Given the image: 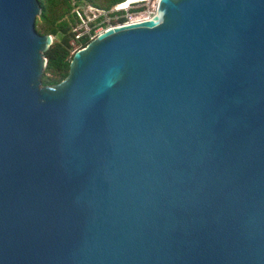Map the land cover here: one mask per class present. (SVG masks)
<instances>
[{"label": "water", "instance_id": "water-1", "mask_svg": "<svg viewBox=\"0 0 264 264\" xmlns=\"http://www.w3.org/2000/svg\"><path fill=\"white\" fill-rule=\"evenodd\" d=\"M39 0H0V264H264V0H159L45 86Z\"/></svg>", "mask_w": 264, "mask_h": 264}, {"label": "trees", "instance_id": "trees-1", "mask_svg": "<svg viewBox=\"0 0 264 264\" xmlns=\"http://www.w3.org/2000/svg\"><path fill=\"white\" fill-rule=\"evenodd\" d=\"M63 12L57 15L51 5L50 0H39L40 16L37 18L36 26H40L43 35L54 36L57 40L45 52L46 66L42 78V84L45 86L57 85L64 80L68 74V67L74 51L70 42L74 37V32L71 31L72 26L76 24L74 14H68L70 9V0H63ZM80 1V0H78ZM126 0H111L106 9L112 8L114 5L123 3ZM135 1L145 0H130L128 3ZM154 8H157V3H154ZM101 9V8H100ZM104 9V10H106ZM68 14V20L64 19ZM145 20L144 18L137 17L135 21ZM71 23V26H70ZM73 24V25H72ZM87 37H81L82 47L88 43ZM49 73L53 77L47 78L46 74Z\"/></svg>", "mask_w": 264, "mask_h": 264}, {"label": "built area", "instance_id": "built-area-1", "mask_svg": "<svg viewBox=\"0 0 264 264\" xmlns=\"http://www.w3.org/2000/svg\"><path fill=\"white\" fill-rule=\"evenodd\" d=\"M129 1L130 0H126L123 3L116 4L109 10L92 7H88L87 9L83 10L78 6H75L72 13L75 15L76 26L78 25L79 30L77 29L75 31L74 37L70 42L74 52L83 48L81 43V37L83 36L87 37V39L90 41L106 28L127 23H135V19L137 17H142L145 20L151 19L156 12L154 3L158 4L159 0H152V5L148 7L141 6V3L145 1H135L128 3ZM141 8L142 11H140ZM130 9H134L135 11L139 9L140 12L134 14L133 12L129 11ZM101 23H107V26L104 29L99 28L97 30V26L101 25Z\"/></svg>", "mask_w": 264, "mask_h": 264}, {"label": "rangeland", "instance_id": "rangeland-1", "mask_svg": "<svg viewBox=\"0 0 264 264\" xmlns=\"http://www.w3.org/2000/svg\"><path fill=\"white\" fill-rule=\"evenodd\" d=\"M110 1L111 0H80V1L70 0L69 1L70 9H69L68 14H70V15L73 14L72 12H73V9L75 6H78V7L82 8L83 10L87 9L88 7L97 8V9L101 8L104 10V9H106V7L108 6ZM152 3H153L152 0H145V2L141 3L142 4L141 6L142 7H144V6L148 7V6L152 5ZM50 5H51L52 9L54 11H56L55 13L57 15H59L60 13L63 12V10H62V8H64V1L63 0H50ZM109 9H106V10H109ZM129 11L136 14V13H139L140 11H142V8L140 9V11H139V9H137L136 11L134 9H130ZM68 14L65 15L64 19H67L69 17ZM70 26H71V23H70ZM106 26H107V23H101V25L97 26V30L99 28L104 29ZM77 29L79 30L78 25L76 26V24H75L72 26L71 31H73L75 33V31ZM36 30L38 31L39 34L43 35V31H42L40 26L37 25ZM48 36H51V35H48ZM51 38L53 40V43L57 40V38L55 39L54 36H51ZM73 52H72V54H73ZM46 77L51 78L53 76L51 74L47 73Z\"/></svg>", "mask_w": 264, "mask_h": 264}, {"label": "bare ground", "instance_id": "bare-ground-1", "mask_svg": "<svg viewBox=\"0 0 264 264\" xmlns=\"http://www.w3.org/2000/svg\"><path fill=\"white\" fill-rule=\"evenodd\" d=\"M140 21H143V20H139V21H135V22H140Z\"/></svg>", "mask_w": 264, "mask_h": 264}]
</instances>
